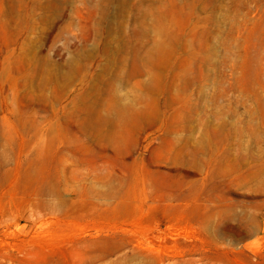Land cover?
<instances>
[{"label": "rangeland", "instance_id": "rangeland-1", "mask_svg": "<svg viewBox=\"0 0 264 264\" xmlns=\"http://www.w3.org/2000/svg\"><path fill=\"white\" fill-rule=\"evenodd\" d=\"M0 264H264V0H0Z\"/></svg>", "mask_w": 264, "mask_h": 264}]
</instances>
